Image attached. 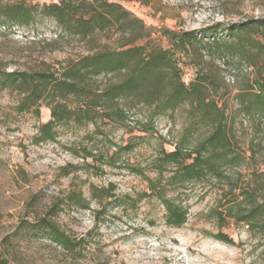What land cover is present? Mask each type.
<instances>
[{
    "label": "rangeland",
    "instance_id": "374dc122",
    "mask_svg": "<svg viewBox=\"0 0 264 264\" xmlns=\"http://www.w3.org/2000/svg\"><path fill=\"white\" fill-rule=\"evenodd\" d=\"M20 1L56 2L11 0ZM110 1L122 5L146 27H153L155 30L145 41L149 46L162 48L169 47V43L160 34L161 29L194 31L199 35L213 24L225 28L245 20L264 19V0H149L146 5L128 0ZM54 30L55 24L49 19H41L28 27L0 26L2 67L7 71H21L41 63L55 64L84 52V44L75 41L52 43ZM119 37L115 31L102 41L117 45ZM219 38L225 39V36ZM211 40V36L204 39ZM204 55L205 60L209 59L206 52ZM178 59L182 80L189 84L195 77V69L189 64V58L178 55ZM214 65L230 96L245 79L243 74L250 71L236 60L219 58L214 60ZM18 99L16 92L0 91V253L10 264H261L264 233L250 230L233 218L217 221L214 211L231 201L242 188L264 193L261 176L264 173V118L238 116L235 119L238 151L245 152L249 160L227 169L221 178L191 183L184 190L173 192L176 201L188 209L186 223L175 228L165 224L164 210L157 200L144 198L137 204L133 202L146 191V182L132 169L140 168L148 177H155L151 163L160 149L173 150L186 124V105L171 117L156 119L148 132L139 131V126L133 123L125 128L110 123L101 130L92 125H71L59 128L55 141L35 144L33 137L38 126L49 120V110L42 106L38 116L18 114L15 111ZM228 100L229 109H235L236 103ZM133 137H140L132 140L136 143L134 149L118 151L115 161V145L122 148ZM83 149L98 161L109 164L94 162L95 167H101L97 174L83 166L72 170V166L82 164L73 151L82 155ZM87 161L91 162V158ZM90 185L98 188L112 185L114 197L122 199L119 206L115 205V198L108 200L100 222L93 213L99 206L91 199ZM70 189L81 190L89 200V208L63 206L53 220L71 238H84L80 259H71L45 238L21 231L23 222H33L43 216L54 198ZM217 233L226 235L228 242L215 239Z\"/></svg>",
    "mask_w": 264,
    "mask_h": 264
},
{
    "label": "trees",
    "instance_id": "16d2710c",
    "mask_svg": "<svg viewBox=\"0 0 264 264\" xmlns=\"http://www.w3.org/2000/svg\"><path fill=\"white\" fill-rule=\"evenodd\" d=\"M128 1L149 3V0ZM41 19L55 24L52 43L75 41L84 44L85 49L55 64L41 63L21 71H7L0 64V91L16 92L18 114L38 116L42 106L49 110V120L38 126L33 137L35 144L55 141L58 129L71 125H92L101 130L110 123L123 128L133 123L139 126V131L148 132L156 119L171 117L186 105V124L173 150L160 149L151 163L155 177H148L140 168L132 169L146 182V191L132 199L133 202L137 204L144 198L157 200L164 210L165 224L175 228L186 223L188 209L176 201L173 192L184 190L191 183L221 178L227 169L249 160L245 152L238 151L234 123L238 116L264 118V19L245 20L225 28L213 24L199 35L194 31L161 29L160 34L169 43V47L162 48L149 46L145 41L155 29L146 27L117 2L56 0L31 4L0 0V26L5 29L28 27ZM115 31L120 36L118 44L103 43ZM208 36L212 40L204 41ZM112 42L115 44V40ZM204 52L209 59H204ZM178 55L189 58L195 69V77L189 84L182 80ZM219 58L236 60L250 69L243 74L245 79L241 84L236 85L233 96L214 65V60ZM228 98L236 103L235 109H229ZM137 138L140 137L131 138L122 148L115 145V161L118 151L134 149L136 143L132 140ZM83 150L82 155L73 151L82 164L72 166V170L83 166L87 171L99 173L101 167L94 165L98 161L96 156ZM261 176L264 178V173ZM112 191V185L89 186L91 199L99 206L93 212L97 222L103 220L102 210L109 199L115 198L117 206L122 204V199L114 197ZM63 206L86 210L89 200L81 190L70 189L55 197L43 216L23 222L21 231L45 238L71 259H80L84 238H71L53 220ZM214 212L217 221L233 218L250 230L264 233V193L242 188ZM214 238L228 242L222 233ZM1 245L5 248V242ZM0 264H10L1 253Z\"/></svg>",
    "mask_w": 264,
    "mask_h": 264
}]
</instances>
